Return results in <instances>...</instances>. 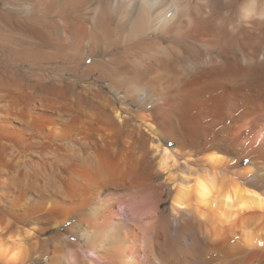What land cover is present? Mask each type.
Returning a JSON list of instances; mask_svg holds the SVG:
<instances>
[{
    "label": "bare ground",
    "instance_id": "obj_1",
    "mask_svg": "<svg viewBox=\"0 0 264 264\" xmlns=\"http://www.w3.org/2000/svg\"><path fill=\"white\" fill-rule=\"evenodd\" d=\"M0 264H264V0H0Z\"/></svg>",
    "mask_w": 264,
    "mask_h": 264
},
{
    "label": "rangeland",
    "instance_id": "obj_2",
    "mask_svg": "<svg viewBox=\"0 0 264 264\" xmlns=\"http://www.w3.org/2000/svg\"><path fill=\"white\" fill-rule=\"evenodd\" d=\"M83 14V12L81 13ZM50 38H53V36H51ZM31 49V50H30ZM30 49H27L25 51H20L22 53H24V56L26 58H23V60H21L18 56H16L14 59H12V55H10L9 53L7 54V59L11 62V64L8 66L9 70H12V71H15L16 73L18 74H25L26 77H29L30 75L31 76H34L33 78L36 80H38V78L40 76H43V77H46L48 78L49 76H51L50 78L53 80V81H64V83H72V82H75V83H78L79 85H89V84H95V85H98V88L103 92V93H107L109 91L108 89V86L105 82H102L101 80H97V74H92L91 76H86V75H83L82 76V70L83 68H85L86 64H88L87 61H81L78 66L76 67V70L77 72L76 73H73L72 71L70 72V70L72 69L71 67L73 66L72 65V62L71 61H68V60H64V59H57V61L55 60L53 62V59H50V60H40V62H37L36 60H38V57L37 55L39 56V52H40V49H43L44 48H39L37 46H33L31 47ZM41 50V51H43ZM47 52H49L47 49H45ZM44 50V51H45ZM29 51V53H28ZM34 51V52H33ZM26 52V53H25ZM34 58L32 59L30 56L31 54ZM29 58V59H28ZM31 58V59H30ZM19 59V60H18ZM28 59V60H27ZM35 59V60H34ZM15 60V61H14ZM27 60V61H26ZM30 60V61H29ZM32 60V62H31ZM14 61V63H13ZM20 61V62H19ZM35 61V62H34ZM42 61V62H41ZM45 61V62H44ZM49 61V62H48ZM17 63V64H15ZM30 63V64H29ZM24 64V65H23ZM32 64V65H31ZM56 64V65H55ZM59 64V65H58ZM26 65V66H25ZM31 65V66H30ZM37 65L39 66V68H37ZM43 65V66H41ZM65 65V66H64ZM68 65V66H67ZM34 68H33V67ZM67 66V67H66ZM70 66V67H69ZM46 67V69H45ZM54 67V68H53ZM69 67V68H68ZM42 68V69H41ZM56 68V69H55ZM59 68H61L60 70H58ZM39 73H38V71ZM52 69V70H51ZM24 70V71H23ZM36 71V72H35ZM25 72V73H24ZM31 73V74H30ZM44 73V74H43ZM79 74V77L78 74ZM41 74V75H40ZM48 75V76H47ZM54 76H57V77H54ZM61 78V80H60ZM91 78V79H90ZM81 83V84H80ZM87 83V84H86ZM114 98V97H113ZM112 98V99H113ZM115 100V99H114ZM170 205V204H169ZM58 230H53L51 232H57ZM49 232V233H51Z\"/></svg>",
    "mask_w": 264,
    "mask_h": 264
}]
</instances>
